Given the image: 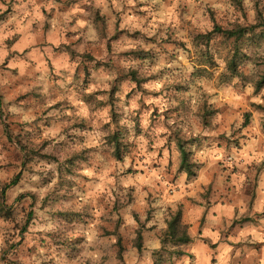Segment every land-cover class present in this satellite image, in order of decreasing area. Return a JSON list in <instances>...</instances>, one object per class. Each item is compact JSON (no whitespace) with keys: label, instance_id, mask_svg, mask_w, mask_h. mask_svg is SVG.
Listing matches in <instances>:
<instances>
[{"label":"clouds","instance_id":"clouds-1","mask_svg":"<svg viewBox=\"0 0 264 264\" xmlns=\"http://www.w3.org/2000/svg\"><path fill=\"white\" fill-rule=\"evenodd\" d=\"M0 264H264V0H0Z\"/></svg>","mask_w":264,"mask_h":264}]
</instances>
